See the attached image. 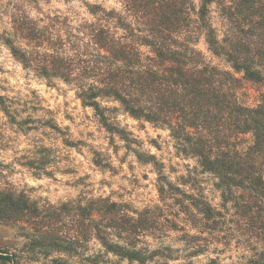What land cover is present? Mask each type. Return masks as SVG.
Masks as SVG:
<instances>
[{"label":"clouds","instance_id":"clouds-1","mask_svg":"<svg viewBox=\"0 0 264 264\" xmlns=\"http://www.w3.org/2000/svg\"><path fill=\"white\" fill-rule=\"evenodd\" d=\"M0 264H264V0H0Z\"/></svg>","mask_w":264,"mask_h":264}]
</instances>
